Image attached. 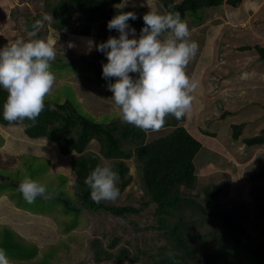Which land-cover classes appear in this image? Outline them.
<instances>
[{"label":"rangeland","instance_id":"1","mask_svg":"<svg viewBox=\"0 0 264 264\" xmlns=\"http://www.w3.org/2000/svg\"><path fill=\"white\" fill-rule=\"evenodd\" d=\"M21 1L0 0V48L26 36L24 25H28L33 11L27 14L18 10L17 5ZM44 1L47 6L42 9L47 11L46 14L52 15L53 20L51 23L45 22L43 30H48V35L42 36L52 40L57 55L66 53L64 62L68 61V55L71 54L76 59L73 62L76 65H83L87 61L92 62L90 65L98 64L94 78L83 72L62 76L63 71L67 70H60L61 76H56L52 90L56 85L65 83L47 98L59 103L69 99L78 112H82L81 107L93 113L97 120L110 122L112 116L109 114H115L112 111L117 110L119 114V109L111 99L113 93L108 90L107 85L108 80L115 81L116 78L103 79L102 64L107 63V58L102 57L103 53L94 48L90 52L88 49L90 41L99 44L109 36L118 37L119 32L104 29L102 23L108 20L106 19L94 25L93 29L96 30L93 34H79L76 30L80 25L86 24L85 15L80 9L75 10L69 6L66 12L68 17L61 21L54 7L62 0H25L24 3L32 5L33 10L38 11L41 8L36 5L40 6ZM10 3L12 6H7ZM122 4L127 7L124 6L120 11H129L130 5L136 7L132 9L137 15L135 20H143V15L151 8H156L161 13L166 12L160 0H124L115 6ZM11 8L14 12H11ZM182 19L188 23L191 40L199 45L196 56L186 69L188 76L198 83V87L193 93L195 99L192 111L181 121L203 143L195 157L197 183L194 187L183 186L182 205L161 216L156 203L149 206L145 204L148 196L143 185L142 166L132 153L131 156L122 158L129 167L125 173V177L130 178L129 183L120 190V196L115 202L103 201L111 205L136 208L135 212H128L126 218H123L107 209L94 212L82 203L79 204L75 191L73 193L72 187L68 185L67 176L63 175L61 178L55 175L59 174L58 171L50 169L52 158L48 155H25L22 159L23 167L18 171H9L10 177L20 180L29 177L39 181L47 186L52 194L51 198L37 197L41 202L28 204L20 193L13 194L10 186L4 188V182L0 183V190H9L10 195H16L19 204L30 208V211H49L58 218L63 241L58 248H46L43 264L49 257L48 264H53L55 259L57 264H63L64 260L78 259L79 256L81 260L78 264H161L170 253L175 252L174 236H171L170 231L176 222L182 224L179 233L184 234L195 250L196 256L189 257L187 264H199L202 261L206 264H258V248L264 245V144L249 146L244 139L264 129V60L254 48L256 44L264 46V0H243L235 6L225 0L219 6L208 7L199 21L195 22L189 13ZM60 21L66 26L63 30L58 27ZM134 29L136 38H139L140 30ZM129 38H133L131 33ZM248 45L253 47L247 49ZM77 67L80 66H76V69ZM130 75L136 78L138 74ZM113 81L110 83H115ZM63 97L67 99L62 101ZM116 119L122 121L120 116ZM173 123L175 118L169 115L160 130L147 131L146 140L170 132L174 127ZM234 123L245 124L238 139L233 137ZM17 125L14 122L8 125L9 134L13 137L24 126L20 124V128ZM2 140L0 138V142ZM123 143L126 150H131L134 146L130 141ZM48 144L45 140L25 145L31 150L40 146L41 151L47 153L50 150V147L46 149ZM101 145L102 142L94 138L87 145L86 151L99 152ZM119 161V157L102 158L103 165H111L120 172ZM0 170L4 171L3 168ZM120 183L121 181L118 187ZM214 184H220L224 189L216 199L207 203L205 189ZM201 206L207 211L210 207L218 212L228 211L232 215L234 228L241 234L246 233V242L233 240L224 217L204 211ZM3 219L6 220L5 216ZM162 219L168 223L167 227L157 228ZM94 243L103 249H100L98 258L93 251ZM71 246L76 250L72 251ZM33 247L35 255L38 253L37 246ZM105 249L116 257L108 256ZM178 252L181 253V250Z\"/></svg>","mask_w":264,"mask_h":264},{"label":"trees","instance_id":"2","mask_svg":"<svg viewBox=\"0 0 264 264\" xmlns=\"http://www.w3.org/2000/svg\"><path fill=\"white\" fill-rule=\"evenodd\" d=\"M123 1L124 0H62L61 3H58L54 8L56 13L59 14L58 17H61V21L63 18L66 19L68 17L66 12L69 6L75 10L80 9L85 15L86 24L80 25V27L76 26V32H79V34H93L96 30L93 29L94 25L101 20L108 19L102 23V27L108 29V21L120 11L115 4L122 3ZM224 1L225 0H160L165 11H169L168 5L174 3L175 8L172 9L173 11L180 12L181 18H185L189 13L193 16L195 22L204 17V12L208 7L219 6L224 3ZM242 1L243 0H227L232 6H235ZM35 2H37V0H35ZM36 6L41 9L38 11L33 10L32 5L27 4L21 10L27 14L33 11L31 14L32 18L28 21V25H24V27H27L29 30H31V25L34 21L41 19L47 12L42 9L47 6L45 1L40 6L38 4ZM133 6L134 5H130L129 8L131 9L129 11L136 8ZM115 11L116 14L114 15L113 13ZM122 11L125 12V9ZM126 12H128V10H126ZM61 21L58 23V27L60 30H63L66 28V26L63 25L66 23V20H64L63 24H61ZM128 24L139 29L140 32L145 26L144 21L140 19H130ZM47 28L48 26L46 29ZM43 29L44 28L39 31L38 38H43L42 35L47 34L48 30L44 31L45 29ZM113 30L109 31L112 32ZM98 33L100 34V32ZM252 47L253 46L251 45L246 46L247 49H251ZM254 48H256L259 53L260 58L264 60V46L256 44ZM65 55L66 53L60 54V56L57 55L55 61L52 63L51 70L56 76H61L60 70L64 68L67 71H63L62 76H70L73 72H83L92 77L97 75V72L95 71L98 67L97 63L90 65L92 62L87 61L83 65H76L77 63H73L74 61L76 62V59L73 58L71 54L68 55L70 56L68 61L63 62V60H66ZM104 56L105 55L102 54V57ZM80 58L84 59L83 57ZM76 66L80 67H77L76 69ZM97 81L99 82V79ZM108 81L110 83V81L113 80L110 79ZM64 83L65 82L59 84L58 87ZM6 97L7 92L3 88H0V122L9 124V122L3 118V104ZM47 97L45 99L44 110L41 112L34 125L27 119L22 123H14L24 124L25 132L30 137L36 138L47 136L51 138L59 144L60 149L65 153H70L74 150L80 153L73 159V166L77 174L74 183V195L77 197L76 200L79 204L82 203L84 207L89 208L94 212L101 209H107L114 215L123 218H126L128 212L133 213V211H136V208L134 209L130 206L111 205L103 201L95 203L91 199V190L84 184V179L97 165H103V157L110 159L121 158V161H119L121 166L120 172L118 170L116 171L119 172L121 178V183L119 185L120 190H123L129 183L130 178L125 177V173L128 171L129 167L125 164L122 158L129 157L132 153L135 154V157L142 166L143 185L148 196L145 204L146 206H149L151 203H156L161 216L182 205L184 197L182 192L183 186L194 187L197 183L198 175L196 173L197 166L195 163V157L202 148L203 143L184 124H181V121H183L184 118L180 120L175 119V123H173L174 127L170 132L147 141V131H143L131 124L116 119L119 116L117 113L118 110L112 111L115 114H109L112 116L110 122H101V120H97L94 117L95 115L93 113L86 109L80 107L82 112H78V109L74 108L69 100L59 103L50 100ZM244 125V123L233 124L234 139L240 137ZM94 138H97L102 142L100 151H86L87 145ZM125 141H130L134 145L131 150H126L124 148L123 142ZM244 141L249 146L264 144V129L258 134L246 137ZM18 170H20V168ZM22 180L12 178L6 183V187L10 186L15 194H17V192L19 194L20 192L17 189ZM223 189L224 187L220 184L206 187V202L210 203L212 200L216 199L222 193ZM20 195L22 194L20 193ZM35 201L41 202L38 199ZM201 207L204 211H207L204 206ZM207 212L213 215L220 214L223 216L225 223L230 230L232 239L239 243L246 242V236L244 235L246 233L244 232V234H241L234 228V225H232V215L228 211L218 212L210 207ZM161 222L162 223H160L157 228L164 229L167 227L168 223L165 220L162 219ZM181 225L178 222L172 225L170 233L172 237L174 236L173 249L175 252L170 253L161 264H187L186 261L189 257L196 256L192 244L187 238H185L184 234L179 233ZM0 231L3 235V237L0 238V248H4L9 257L10 255L18 256L29 254V240L23 234L13 229L8 224L2 226ZM9 235L12 237H9ZM28 249L29 251H27ZM100 249L103 251L102 247L99 248L97 243L93 244V251H95L96 258L100 257ZM107 249H105L104 252H106L108 256L115 258L116 256L110 254L111 251H107ZM178 250H181V253H179ZM258 253L259 256L257 262L258 264H262L264 259V245L258 248ZM199 264H206V262L202 261L199 262Z\"/></svg>","mask_w":264,"mask_h":264},{"label":"clouds","instance_id":"3","mask_svg":"<svg viewBox=\"0 0 264 264\" xmlns=\"http://www.w3.org/2000/svg\"><path fill=\"white\" fill-rule=\"evenodd\" d=\"M174 8V3L163 13L151 8L143 15L145 26L139 38L128 24L130 19H137L136 13L119 11L107 24L119 36H109L99 44L89 42V52L94 48L107 58V63L102 64L103 78H116L107 87L113 93L111 99L119 109L120 119L143 131H158L169 115L180 120L192 111L198 83L186 69L199 45L191 40L187 21ZM52 20V15L44 14L34 21L31 30L24 29L26 36L0 48V88L7 92L3 118L9 123L27 119L34 125L55 85L51 67L56 48L52 40L38 38L45 22ZM130 33L133 38H129ZM130 74L138 75L134 78ZM119 182V172L107 164L97 165L84 179L95 203L115 202L120 196ZM17 190L28 204L37 197L49 199L52 195L46 185L29 177L19 183ZM0 264H15L4 248H0Z\"/></svg>","mask_w":264,"mask_h":264},{"label":"crops","instance_id":"4","mask_svg":"<svg viewBox=\"0 0 264 264\" xmlns=\"http://www.w3.org/2000/svg\"><path fill=\"white\" fill-rule=\"evenodd\" d=\"M24 2L25 0H22L20 2L22 4L18 3V10H22L21 8L26 5ZM7 6L10 7L12 6V4L10 3ZM11 9V12H14V9ZM0 17H2L1 14ZM56 88H59L58 85H56L55 89L52 90L49 95L52 96ZM63 98L64 99L62 101L67 99V97ZM17 124V126L22 128V124ZM8 125L9 124L0 122V138L3 139L2 142H0V168L4 169L3 172L0 170V183L4 182L6 184L12 179L9 175V171H15L23 167L22 159L25 155L41 156L42 154H45V156L48 155L50 158H52L50 169L54 168V171H58L59 174L55 175L60 176L61 178L63 177V175H66L68 178V185L72 187V192L74 193V183L77 175H75L76 170L72 162L74 157L79 155L80 153L76 152V150L70 153L63 152L60 149L59 144L47 136L36 138L30 137L26 134L24 126L21 132L17 136L13 137L11 134H9L10 130ZM45 140H47L49 143L46 149L50 147V150L47 151V153L41 151L40 146L34 147L35 150H31L27 147V145H25L26 143L33 144L35 141L40 142ZM69 155L72 158L69 159ZM50 172L52 171L50 170ZM52 174L54 173L52 172ZM5 187L6 185L4 186V188ZM4 188L0 190V229L5 224H8L13 229L23 234L29 240L28 245L30 246V251L29 249L27 250L29 251L28 255H10L9 258L13 260L16 264H43V256H45L44 253L46 248H58L60 247V244L63 241V234L59 230L60 222L58 218L56 217V215L50 214L49 211L33 212L32 209V211H30V208L24 207L19 204V202L15 198L17 194L11 196L8 192L9 190ZM21 207H24L25 209ZM2 215L5 216L6 220L3 219ZM1 237H3V235L0 231V238ZM33 245L37 246L36 250L38 251V253L35 255H33ZM70 249L72 251L76 250L73 246H71ZM49 258L44 261L45 264H48ZM80 260L81 259L79 256L78 259L64 260L63 264H78L80 263ZM53 264H57L56 259L53 261Z\"/></svg>","mask_w":264,"mask_h":264},{"label":"bare ground","instance_id":"5","mask_svg":"<svg viewBox=\"0 0 264 264\" xmlns=\"http://www.w3.org/2000/svg\"><path fill=\"white\" fill-rule=\"evenodd\" d=\"M195 162H196V160H195Z\"/></svg>","mask_w":264,"mask_h":264}]
</instances>
